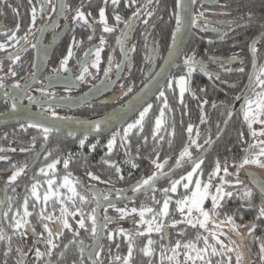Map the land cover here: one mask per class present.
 I'll use <instances>...</instances> for the list:
<instances>
[{
    "label": "flooded vegetation",
    "instance_id": "obj_1",
    "mask_svg": "<svg viewBox=\"0 0 264 264\" xmlns=\"http://www.w3.org/2000/svg\"><path fill=\"white\" fill-rule=\"evenodd\" d=\"M259 1L260 0H193V20H195V23H193L192 33L196 37V45L194 47L196 53L193 56L196 61L203 63L204 70L201 71L199 65H197L190 75H188L187 71L182 74L186 75L188 78L187 88L189 86V79L192 75L197 77L196 84L209 83L214 90L221 89L219 87L221 84L224 86L228 95L232 97V102L230 104L231 108L235 97L241 91L250 72L253 59L252 53L249 50L250 42L255 36L264 32L263 14L257 15L258 9H260L257 7V4H260L258 3ZM154 2L155 0H117V3L114 4L113 0H0V44L5 45L4 48L0 49V85H2L0 86V113L14 109L12 105L15 104L18 108L44 117H81L105 112L126 100L148 80L150 74L155 71L161 63H158L157 55L152 53V48H155L156 52H159L160 44L156 46V44L150 42L148 38V31L154 28L158 19L156 17V10H153ZM263 7L264 0L262 9ZM33 8L36 10V20L34 24L32 22ZM100 8H104L107 26L112 29L110 32L105 31V24L100 22ZM77 9L84 13L85 20L87 21L86 23L79 19L73 20V16L76 15ZM134 12H138L136 17H133ZM149 12H151L152 15H148L147 13ZM117 15L121 18L119 21L115 19ZM126 21L130 22V27L128 28L125 27ZM17 25H19L18 29ZM30 25L31 30L29 32ZM42 28L43 31H41ZM13 31H15L16 35L14 39L10 40L8 37L12 35ZM26 33H29L27 35V40L22 39ZM101 37L104 39L102 45L100 43ZM233 37H241V41L248 40V54H245L244 48L238 45H233V49L230 51L222 44L220 53L218 54L213 53L211 49L207 48L206 50V48H203L202 43L204 41L206 43L220 42L221 44L224 43V41H230ZM118 38H121L119 42ZM32 45H36V47H32ZM69 46H71L72 55L69 57L66 65L61 68L60 62L68 55ZM98 48L100 52L99 60L97 61L96 50ZM141 48L142 51H149L147 57L148 67L145 71V82L141 83V85L135 89V84L130 80V57L133 52L141 50ZM253 48L256 49V51L253 52L257 60L256 77L259 66L264 65V38L256 41ZM200 50L204 51L203 54H200ZM183 53L177 65L180 68L184 66L183 61L186 58L182 57ZM16 56H19V59L13 62ZM110 57L111 60L109 59ZM94 63L95 67L93 66ZM117 65H119V67H117ZM10 68L11 71H9ZM105 69H108L107 74H105ZM241 69L243 70L241 71ZM206 72L210 73L211 76L206 75ZM12 73H15V75ZM81 73H83L84 78L82 80L77 79ZM171 75L165 85L171 80ZM255 77L253 83L255 82ZM17 84H19L20 87H16ZM165 85L160 91H163ZM176 87L179 101H181L182 95L179 93L177 85ZM129 88H131V91H129ZM258 89L257 87L256 91H259ZM232 90H234V92H232ZM160 91L156 96L159 95ZM252 94L251 89L248 97H251ZM29 97L32 99L30 100ZM153 98L140 109L128 123L121 126L118 132L114 130L104 135V137H107L109 134H116L115 148L112 153H115L119 146L124 147L129 143L127 136L135 129H137L136 135L142 133L141 123V125L134 127L127 133L125 139L123 138L124 127L130 122L135 121L136 118L139 117V113L143 111L145 107L148 105L152 106ZM244 104L245 100L241 109L236 113L243 118ZM162 108H164V101L160 105V111ZM167 110L168 107L164 108L162 124L157 130H155V120L158 115L155 117L151 137L160 135L159 138L161 139L164 132L173 128L165 123V119L168 115ZM256 126L257 128L262 127L260 123ZM29 127H33V125L24 122L6 125L0 127V136L5 137L13 130H27ZM35 128L41 129L44 136L43 127ZM252 129L256 130L255 126L252 125L251 130ZM78 137L81 139L96 138L97 140L103 136ZM159 141L156 143L150 141L149 143L158 146L160 143ZM42 146L45 148L39 161L45 157L47 143H44ZM41 147L36 150L34 149V151L33 149H26L25 151L20 149L14 156L15 158H2L3 161L10 163L8 170H4L0 164V206L3 201L4 192H6L5 205L0 216V230H2L5 237L4 239H0V247L2 246L0 252H2L1 255L3 257L14 258V264H18V262L19 264H54L58 261L60 254L68 242L74 241L80 243L82 241L84 248L89 249L96 238V233L95 235L92 233L93 240L90 244H87V227L84 225V227H81L82 230H80L82 238H79V234L74 233V236L68 238L64 246L59 250L61 244L60 240L58 241L59 236H63L64 232L65 235L73 232L68 220L69 211H62L64 209L60 208V205L58 209L60 213L58 219L45 215H43V219L44 217H50V219H44L37 223L29 219L30 216H37L36 213L39 211V206L38 204L33 205L31 209H29L25 199L23 200L21 198V178H35V175L42 177L43 184H36L38 186L37 195L39 198H32L35 199L36 202L41 198L43 210L51 212L53 210V203L50 202L48 205L44 204L47 202L43 199V194L48 191L46 178L50 177L48 179H53L51 187L54 189L60 186L62 176H68L59 174L58 171L53 172L51 175L40 174L38 172L39 161L33 167L29 168V164ZM117 154L118 153H115V155ZM194 156H192V158ZM126 157L129 163L130 160L133 162V159H130V155ZM189 159V157H184L181 160V164ZM23 165H27L24 171L21 172L15 180L10 181L9 177L12 172ZM173 167L174 165L169 168L162 167L161 170L156 173V176L161 175V172H167ZM34 168L37 169L35 170ZM243 170L246 177L248 176V171H255L264 179L260 172L253 168L244 167ZM119 173L122 175V170ZM149 176L152 175L150 174ZM146 177L147 176L143 179H146ZM58 178H60L59 182ZM172 178L163 181H168L165 185L177 179ZM140 181L130 182L129 178L128 182L118 189H112V187L108 185H89V191L92 192L91 194L94 196L93 210L97 197L103 199L118 196L121 190H124L131 184L136 183L137 185ZM248 182L251 184L249 180ZM136 185L126 194L128 195L135 192L134 188H136ZM251 186L254 187L252 184ZM40 187L45 188L41 195L39 193ZM105 191H109V195L106 197L101 196ZM257 191L261 194L259 190ZM53 197L54 195L47 201H50ZM60 199L61 197H59V200ZM125 202L119 204H124ZM114 205L115 204L104 206L99 211L100 219H105L106 221L104 223V237L97 250L100 255L98 258L96 255L94 256V264L118 263L117 260L108 261L107 257L109 254L106 255L104 252L108 247L106 242L114 241L115 236H118V234L124 235V241L127 242V254L125 256H128L129 240L125 237L130 236V231L125 230L123 225H128L129 227L126 229L130 230V222L120 219V217L117 216V210L124 206L118 207ZM25 207H27V211L30 214L34 213L25 217L28 223L25 224L24 227L16 229L13 227L15 223L13 216H15L17 220V217L25 211ZM109 207H112V211L108 213L109 210L107 208ZM20 216L22 217V215ZM92 216H94V212ZM64 220L69 224L68 228L63 226ZM44 224H47L53 233L51 237H49L48 231L45 230ZM37 225H40V230ZM119 228L124 229L121 231ZM118 229L120 231H118ZM172 232L181 234L182 229L179 231L169 230L163 232L165 234V239L168 238V234H172ZM110 234L112 237L111 239L109 238ZM105 236H107L106 239ZM176 238L180 240L182 237L178 235ZM49 239L53 241V245L47 243ZM104 240L107 241L103 244ZM2 243L4 244L2 245ZM44 246L50 260L49 263L46 261ZM71 247H74L75 251L68 255L66 261L62 262L68 249L57 264H92L84 254L83 249L77 243L72 244L69 248ZM166 247H168V242H166ZM49 248H51V254H48ZM37 249L43 253L40 257L36 255ZM29 252L31 253L29 254Z\"/></svg>",
    "mask_w": 264,
    "mask_h": 264
},
{
    "label": "trees",
    "instance_id": "obj_2",
    "mask_svg": "<svg viewBox=\"0 0 264 264\" xmlns=\"http://www.w3.org/2000/svg\"><path fill=\"white\" fill-rule=\"evenodd\" d=\"M258 3L260 4H257V7L260 9H258L257 15L263 14L264 17V7L262 9L263 0H260ZM153 4V10H156V17L158 19L154 28H151V31H148V38L149 41L156 44V46L160 44L159 52H156V49L152 48V53L157 55L158 63H160L172 40L171 33L176 27L175 14L178 9L176 8V0H155ZM247 43L248 40L241 41V37H233L230 41H224V43L221 44L220 42L206 43L205 41L202 44L203 48H206V50L207 48L211 49V51L215 54L220 53L222 44H224L227 50L230 51L233 49V45L241 46L244 48V53L248 54ZM195 45L196 37L192 33L188 47L183 53L182 57L195 55ZM148 52L149 51H142L141 48V50L135 51L131 54L130 80H132L133 84H135V89L146 80L145 71L148 67ZM203 52L204 51L200 50V54H203ZM186 71L187 68L185 66L182 68L177 66L171 75V80L174 77L184 74ZM196 78L197 77L192 75V77L189 79L188 89L190 90H187L182 95L181 101H179V95L175 81L173 80V86L171 88L167 87V83L163 88L165 96L160 97L157 95L153 98V104L142 122V133L136 135L137 129L130 133V135L127 136L129 143L124 147L119 146L115 152L118 153L117 155H115V153H111L109 155L105 154L104 144L106 136L97 139L99 140V144L96 145L91 151L87 149V143L96 140V138H87V142L85 143L83 149H81L78 154L76 153L74 156H72L67 167L61 166V163L58 164L56 171H58L59 174L70 176L75 182L78 196H83L85 198L83 201L79 199L77 204H74L73 202L70 203L68 201H61L64 203V206L68 205L66 206L69 211L68 220L73 232H70V234L67 233L66 235L64 232L63 236H59L58 241L60 240L61 242L59 250L64 246V243L68 238L74 236V233L79 234V238H82L80 234V230L82 229L78 223L81 219H84V225L87 227V244H90L93 240V222L91 219H89V216L91 213L93 214L94 196L91 194L92 192L89 191V185H108L112 187V189H118L121 186H124L128 182L129 178L130 182L140 181L145 176L150 175L151 170L155 165L153 161L163 164V168H169L176 164V160L179 157L181 150L185 144H190V139H195L197 143L201 145L200 148H197L194 144L190 145L189 151L192 153V156H194L199 154L206 147V140H212L218 134L230 108L232 97L228 95L227 91L224 89V86L221 84L219 86L221 89L214 90L209 83L196 84ZM232 92H234V90H232ZM165 99L167 100L168 107V115L165 119V123L172 126L173 128L164 132L161 139L159 138L160 135L151 137L154 119L159 114L160 105L163 101H165ZM202 115L203 120L201 119ZM189 125H192L191 133L188 131ZM261 129L262 128H259V130L249 129L244 118L241 115L236 114L232 118L219 141L214 144V146L201 159L202 163L200 165V168H203V171L207 172L209 169L215 168L217 162H219L221 170L219 171L218 177L220 178V176H224L223 178L226 181H229L228 183L224 184L223 187L226 192H231L232 194L230 196L224 197L221 200L218 216L221 218L231 216L233 220L239 221L241 225L246 222L250 224H256V227L245 236L246 242L248 243L252 238L254 239L253 247L256 251V255L250 259L248 264H264V261L260 259L261 245L264 244V217L258 216L259 206L261 205L262 201H264V196H262L254 187H252L251 184H249L243 168L237 171L236 164L247 154L245 149H248L249 145L256 144L260 140L258 132L261 131ZM253 131L257 133L255 137L252 135ZM80 139V137L66 135L56 131H49L47 139H45L42 130L35 127H29L27 130H13L5 137L0 136V157H14L16 153L20 151V149H23L24 151L26 149H33L34 151V149L36 150L44 143H47L45 157L38 163V167H40L42 163H45L50 159H55L57 157L61 158L67 152L77 151L78 141ZM150 141L153 143L159 141L160 143L158 146H156L155 144L152 145L149 143ZM252 151H257V148L252 149ZM128 155H130V159H133V162L130 160V165L126 157ZM105 161L108 162L106 163ZM113 161L114 163L111 164ZM0 164L4 170L9 169L10 163L3 161V159H0ZM118 164L122 165V175L119 173V171H117L116 165ZM225 166L228 168L227 173L222 170ZM189 168H187V170ZM34 169L36 170L37 168ZM89 172L92 173V176L88 175ZM184 172L185 170L172 179L178 178ZM93 177H98V179H94ZM237 179H239L241 183L237 184L236 187L238 188H234L231 182ZM59 180L60 178H58V182ZM167 182L168 181L159 184L154 189L138 198L127 201L124 204H115L114 206L125 207L126 205L132 204L135 206L144 205L156 207L158 206L157 204H159L164 199L163 189ZM219 182L220 180H218V178L213 179V192L215 191V185ZM33 184L42 185V177L35 175V178H21V198L23 200L25 199L29 209H31L33 205L38 204L39 206V211L36 213L37 216H30L29 219L36 223L44 220L43 215L58 219L60 215L58 209L61 202L59 203L54 196L50 201H46L47 203H44L47 205L50 204V202L53 203V210L51 212L44 211L42 199L40 198L39 201L36 202V200L31 197ZM243 189H252L251 191H253V193L251 195V202L254 207H249L248 204H244L236 200V192ZM44 190V187H40V195ZM61 199H63V197H61ZM107 209L109 210L108 213L112 211V207ZM76 211L78 214H73ZM238 217H241L242 219L238 220ZM37 226L40 230V225ZM127 227L129 226L125 225V230L130 231V236L132 237L131 243L133 251L130 257L132 264H166V259L164 256L167 254V252H169V249L166 247L164 233H162L160 236V234H154L153 232H136V230L141 229L142 226L140 225L136 227V225H133V222L130 224V230L126 229ZM182 229L185 232L188 231L190 235L195 233L194 228L191 226L188 227V225L182 226ZM197 229L202 231L201 228L197 227ZM198 233L199 232L197 231L195 234ZM178 235L180 234L176 232H172V234L169 233V243H171ZM123 236L124 235L122 234H118V236H115V239L112 242L104 240L103 244L106 241V244H108L107 249L104 250L106 255L109 254L107 257L108 261H115L117 260V257L123 259V257L127 254V242L124 241ZM106 238L107 236H105V239ZM149 239L151 241L152 239L154 240V248L151 255H145L142 249L144 248L145 242ZM3 244L4 243H2V245ZM73 251H75L74 247L69 248L62 262L66 261L68 255L72 254ZM1 254L2 252H0V264H14V258L3 257Z\"/></svg>",
    "mask_w": 264,
    "mask_h": 264
},
{
    "label": "snow or ice",
    "instance_id": "obj_3",
    "mask_svg": "<svg viewBox=\"0 0 264 264\" xmlns=\"http://www.w3.org/2000/svg\"><path fill=\"white\" fill-rule=\"evenodd\" d=\"M113 3H117V0H113ZM181 0H176V8L180 9L181 8ZM55 10V9H54ZM148 15H152L151 12L147 13ZM138 15V12H134L133 13V17H136ZM99 18H100V22L105 24V31H112L111 28H109L107 26L106 23V19H105V11L104 8H100L99 10ZM175 18H176V27L172 30L171 33V38H172V43L169 44V51L170 54L175 53L177 50V42L180 39V33L182 30V21H181V15L180 12L177 11L175 14ZM81 20V21H85V23L87 22L85 20V15L83 12H81L79 9L76 10V15L73 16V20ZM115 19L117 21H119L121 18L119 15H117L115 17ZM36 20V10L35 8L32 9V22L33 24L35 23ZM193 23H195V20H193ZM125 27L128 28L130 27V22L126 21L125 22ZM19 28V25H17V29ZM31 30V25L29 26V32ZM41 31H43V28L41 29ZM29 33H26L25 36L22 39L27 40V35ZM15 31H13L12 35L9 36L8 38L14 39L15 38ZM262 38H264V34H262ZM121 38H118V42ZM101 45L104 43V39L103 37H101L100 40ZM4 44H0V49L4 48ZM32 47H36V45H32ZM250 50L252 52H255L256 49L251 47L250 45ZM99 52L100 49L98 48L96 50V56H97V61L99 60ZM72 55V51H71V46H69L68 49V55L64 57V59L61 60L60 65L61 68H63L69 57ZM19 59V56H16L13 59V62H15L16 60ZM111 60V57L109 58ZM254 66H255V61L253 62ZM184 66L187 68V73L188 75H190L196 68L197 65H199L200 70L203 71L204 70V65L202 62H198L195 60L193 55H188L184 61H183ZM95 67V63L93 65ZM117 67H119V65H117ZM243 69H241L242 71ZM9 71H11V68L9 69ZM108 69H105V74H107ZM13 75H15V73H12ZM206 75L211 76L210 73H205ZM84 75L83 73H81V75L79 77H77V79H83ZM173 80L175 81L176 85L179 87L180 93L181 95H183V93L186 90H190L188 89L186 86L188 84V78L186 75H180L179 77H174L172 80L168 81V87L171 88L173 86ZM249 81H250V85L249 87H251L252 89V97H248L245 96V104H244V108H243V115H244V120L247 122L249 129L252 128V124L253 123H260L261 125H264V65L259 66V71L258 74L255 77V82H252V75H249ZM2 86V85H0ZM16 87H20L19 84L16 85ZM147 87V85H146ZM259 88V91H256V88ZM129 91H131V88H129ZM244 91V90H242ZM160 97H164L165 93L164 91H160L159 93ZM29 99L31 100L32 98L29 97ZM13 108L16 107L15 104L12 105ZM167 107V100L165 99L164 101V108ZM151 108V105H148L147 107H145L143 109V111H141L139 113V118L132 124H128L126 128H124V133L125 135L127 134V132L132 129L133 127H136L138 125H141L144 117L146 116V114L149 112ZM164 108L161 109V114L160 116H157L156 118V126L157 128H159V126L162 123V116L164 114ZM229 116L232 115L231 110L228 111L227 113ZM201 119L203 120V115L201 117ZM225 123H227V121H225ZM33 127H39V125H33ZM96 127H99V124L96 125ZM50 131V129L48 128H44L43 132H44V138L47 139V134ZM188 131L191 133L192 132V125H189L188 127ZM260 135H264V132L259 133ZM116 134H114L115 136ZM252 135L255 137L257 135V133L255 131L252 132ZM114 139H110L108 141V147L111 150L112 145H113ZM206 144L211 143V140H206L205 141ZM80 144L83 145L84 144V140L80 141ZM196 145L197 148H200L201 145H199L197 143V141L195 139H190V144H185V146L183 147V149L181 150L179 157L176 160V164L174 165V167H179L181 164V160L184 157H189L190 159H192L194 167L192 168L191 171H189L186 176L181 177L179 180H174L171 183V188L170 191L175 192L177 185L181 183V181H188V183H184V188L188 189L189 195H185L181 200H178L177 203V207L178 210L181 212V215H184V209L187 208V216H185V222L195 226L196 224L199 225L200 228L205 229L206 231H209L207 228V224L209 222V220H212L213 223H215V220L213 219L214 217L218 216V207L220 205V201L226 197V196H230L232 193L231 192H226L224 190L223 185L228 183V181H226L223 177L220 178V183L215 185V192L212 193L209 191L210 187L212 186L210 181L212 180V177L215 175L216 172H219L221 170V166L219 164V162H217L216 167L214 169V172L209 173V182H202L201 179L199 177L195 178V180L193 181V173L197 172V170L200 168V165L202 163V160L199 159V157L196 158H192V153L189 151V147L190 145ZM254 148H258V151H252V149ZM245 152L247 153L244 157L241 158V160L236 164V169L237 171H239L240 169L244 168L246 165H257L260 168H264V140H260L258 141L256 144H252L249 145L248 149H245ZM0 159H2V157H0ZM106 163L108 161H105ZM57 161H53L50 164H47L45 167H42L39 171L44 173L46 171V169H54L55 165H56ZM153 163L156 165L157 169H161L163 167V164L157 163L156 161H153ZM65 167H67L68 165V160L65 159L64 161ZM27 167V165H23L19 168H17L15 171L12 172L11 176L9 177L10 181H13L17 178V176L24 171V168ZM225 173L228 172V168L225 166L222 169ZM117 171H119V169H117ZM171 172V169L169 170ZM161 175H165L164 173H160ZM89 176H92V173L89 172L88 173ZM156 177V173H153L152 176H149L146 179H143L142 181H140L137 185L136 188H134V191L138 190L139 188H141L142 186L145 185H151ZM94 179H98V177H93ZM194 182V187L193 188H189V183H193ZM48 185L51 186L53 184V181L51 179H49L47 181ZM236 184H240L241 181L239 179H237L235 181ZM64 186L69 187L70 191H73L74 194H76L74 192V189L71 188L70 182L68 180V177L66 176L64 178ZM36 188L37 185L33 184L32 185V194L35 196L37 195L36 193ZM165 193H167L169 191V189H164L163 190ZM260 192L262 194V196H264V184H260ZM54 194V193H52ZM251 191L248 190L245 192V197L248 199V205L249 207H254V205L251 202ZM211 197V201H212V207L211 209L206 210L204 207H202L204 200L207 197ZM39 198V197H37ZM49 199V195L46 194L44 196V200L47 201ZM80 199L83 201L85 198L83 196L80 197ZM154 199V198H153ZM168 206H169V198H165L164 203H163V207L160 211V213L158 215L160 216H166L168 215ZM195 209V211L199 214L197 217L193 218L192 213L193 210ZM62 211H66V210H62ZM95 210H93L94 212ZM117 211H119L122 215L126 214L124 209H118ZM136 209L133 208L132 212H135ZM152 209L151 208H142L140 210V217H141V223H147L148 228L147 231L151 232V231H161L162 227H163V223H156L155 218L152 221H145L144 218V213L145 212H151ZM7 215V214H5ZM24 217H27L29 215H31L28 211H27V207H25V211H24ZM258 216L259 217H264V201H262L261 205L259 206V211H258ZM44 219H50V217H44ZM89 219L92 220L93 222V226H92V233L93 235H95L96 233V220L94 216H89ZM107 219V217H106ZM13 220H15V223L13 225L14 228L16 229H20L22 227H24L25 224L28 223V221L26 219L24 220H16L15 216H13ZM227 223H230L232 225L233 230L237 229L238 227H241V225H237L231 216H228L226 219ZM80 227H84V219H81L79 222ZM175 223H177L176 221H173V224L175 225ZM224 223V221L221 222V224ZM63 226L65 228L69 227V224L67 223L66 220L63 221ZM217 228L220 227L219 224L216 225ZM256 227L255 223H251L247 226L248 231H252L253 228ZM44 228L45 230L48 231V235L49 237H51L53 235V233L51 232V230L49 229L47 224H44ZM123 231V230H121ZM223 234V233H221ZM209 235L211 236L212 240L215 241L216 243L220 244V250L218 251L217 248L215 247V244H209L208 242V237L205 236L203 237V242H204V247L203 248H199L197 247V245L192 242V241H188L185 242L182 246L184 249H186V251L184 252L185 255V264H187L188 261H192V264H196L197 261H202L203 264H211V262L209 260L205 259V256L208 255L209 253V249L211 250V255L215 256V255H222L224 254L225 251L227 252H232L234 251V249L232 248H227L222 241L219 240V236L217 234L216 231H209ZM4 234L2 232V230H0V239H4ZM109 238L111 239V234L109 235ZM126 239L129 240V246H128V256H125L123 258V264H129V259L132 255V237L131 236H126ZM201 237L199 235H197L196 240H200ZM47 243L49 245H53V241L51 239H49L47 241ZM80 243H83L82 241ZM153 243V241L149 240L148 241V245H146L142 251L144 252L145 255H151V248L149 247L151 244ZM65 247H67V245H65ZM181 247V242L177 241L175 248H173V256H169L168 259L169 261H174L177 253V249H179ZM261 257L260 259L262 261H264V244L261 245ZM194 253V255L192 254ZM48 254H51V248H49L48 250ZM36 255L37 257H40L41 255H43V253H41L39 251V249L36 250ZM97 256V258L99 257L100 253L97 252L95 254ZM117 260H120V257L116 258ZM163 259V256H162ZM240 261V256H237V264H239ZM19 264V262H18ZM218 264H220V262H218Z\"/></svg>",
    "mask_w": 264,
    "mask_h": 264
},
{
    "label": "water",
    "instance_id": "obj_4",
    "mask_svg": "<svg viewBox=\"0 0 264 264\" xmlns=\"http://www.w3.org/2000/svg\"><path fill=\"white\" fill-rule=\"evenodd\" d=\"M181 5L182 6L180 9H178V11L180 12L181 15L182 30L180 33V39L177 42L176 52L170 54L168 47L157 69L153 71L150 74L148 80L126 100L116 105L115 107L99 114L81 116V117H70V118L44 117L39 114L27 112L26 110L18 108L16 106L12 110H8L6 112L0 113V127L14 123L24 122V123H29L31 125H39V127L48 128L56 132L65 133L76 137L78 136L101 137L114 130L118 132L120 127L128 123L130 119L133 118L136 115V113H138V111L142 109L147 103H149L151 99L154 96H156V94L160 91V89L165 85L171 73L177 67L178 61L182 53L185 51V49L189 44L193 30V17H194L193 0H181ZM262 34H264V32L255 36V38L250 42L251 47H253L256 41L262 38ZM171 43L172 40L170 44ZM250 45H249V50H250ZM250 52L252 53L253 59H252L249 75L250 74L252 75L251 83H253L256 73L257 60L254 53L251 50ZM254 61H255V66L253 63ZM249 75L244 86L242 87L238 95L235 97L234 102L230 108L232 115L229 116L227 114L218 134L211 140V143H208L206 147L197 156H194L193 158L199 157V159L201 160L205 156V154L222 137L226 127L229 125L233 116L241 109L243 102L245 100L244 97L248 96L251 90V87H249L250 85ZM225 121H227V123H225ZM97 124H99L98 128L96 127ZM44 148L45 147L42 146L38 150L36 156L29 164V168L33 167L39 161L42 152L44 151ZM193 165L194 164L192 159H189L188 161L180 164L179 167L171 168V172L168 170L167 172L164 173L165 175L156 176L154 182L151 185H145L139 190L132 192L128 195L126 193L129 190H131L136 185V183L131 184L124 190H121L118 196L107 197L103 199L97 198L94 208L95 210L94 217L97 226L96 238L94 240V243L89 249H85L82 243L74 242V241L68 242L67 247L63 249L58 261L54 264H57L61 260L62 256L74 243H77L83 249L84 254L92 262V264H94L95 253L99 249L104 237V223L106 221L105 219H100V215H99L100 209L104 206L119 204L125 201H130L135 198H138L144 195L145 193L151 191L156 185L160 184L165 180L172 178L181 171ZM247 177L250 183L254 186V188L260 191V184H264V179L260 177L255 171H248ZM5 200H6V192H4L3 201L0 206V216L2 213V209L5 205ZM166 242H167V238H166ZM31 252H29V254ZM45 253H46V261L47 263H49L50 260L47 255L46 248H45Z\"/></svg>",
    "mask_w": 264,
    "mask_h": 264
},
{
    "label": "rangeland",
    "instance_id": "obj_5",
    "mask_svg": "<svg viewBox=\"0 0 264 264\" xmlns=\"http://www.w3.org/2000/svg\"><path fill=\"white\" fill-rule=\"evenodd\" d=\"M178 90H179V87H178ZM179 93H180V90H179ZM160 114H161V111L159 112L158 116H160ZM138 118H136V120ZM135 121H132L129 124H132ZM257 124H258V122L253 123L252 125L255 126L256 130H259V127L257 128V126H256ZM127 125L124 128H126ZM261 128H262L261 131L258 132V136L260 137V140H264V135H260L259 134L261 132H264V125H262ZM132 129H130L127 133H129ZM157 129L158 128L156 126V120H155V130H157ZM115 136H114V133H113V134H109L107 137H105L104 150H105V154L106 155H109V154H111L114 151L115 139H116ZM125 136L126 135L124 133V137H123L124 139H125ZM110 139H114V142H113L111 150L108 147V141ZM81 140H84V144L83 145L80 144ZM86 142H87V138L80 139L78 141V149H77V151H75V152H67L61 158L57 157L55 159H50V160L46 161L45 163H42V165H40V167L38 169V172L40 174H45V175L49 174V175H51L53 172H55L57 170V166H58L59 163H61V166L64 167L65 166V164H64L65 159H67L68 163H69V161L72 158V156H74V154H76V153L78 154V152L81 149H83V147H84ZM98 144H99V140H94L92 142H88L87 143V146H88L87 149L89 151H91ZM257 151H258V148H257ZM53 161H57L54 169H50V170L46 169V171L44 173L39 171L42 167H45L47 164H50ZM113 163H114V161L111 164H113ZM129 165H130V163H129ZM121 167H122V165H120V164L116 165V168L119 169V172L121 171ZM193 167H194V165L191 168H189L188 170L186 169L185 172L182 173L176 180H179L181 177L186 176V174L189 171H191ZM246 167L258 170L260 172V174L264 177V168H260L257 165H246ZM214 169L215 168H211L207 172H204L203 168H199L197 170V172L193 173V181L195 180V178L199 177L202 182H209V173L214 172ZM160 170L161 169H157L156 165H154V167L152 168L150 174L152 175L153 173H157ZM218 175H219V172H216L215 175L212 177V180L210 181L212 186L210 187L209 191L212 192V193L215 192V191L214 192L212 191L213 190V179L214 178H218V180H220V178L222 177V176H220V178H219ZM65 177L66 176H62L61 177L60 186H57V188L52 189V187L49 186L48 183H47L46 186L48 187V191H46L43 194V199H44V196L46 194H48L49 198L54 195L56 197V200L59 203L61 201H63V202H67L68 201L70 203L73 202L74 204H77L79 199H80V197L78 196L77 188L75 186V182H74L73 179H71L69 176H67L68 180L70 182L71 188L74 189V192L76 194H74L73 191H70L69 187L64 186V178ZM48 178H50V177H48ZM48 178H46L47 181L49 180ZM235 181L236 180H233L231 182L232 186L234 188H238V187H236L237 184L235 183ZM171 183L172 182H170L169 184L165 185L164 189H169V191L167 193L164 192V199L159 204H157L158 206H156V207L144 206V205L135 206V205H132V204L130 205L129 204V205H126L123 208H119V209H124L126 214L122 215L118 211V215L117 216H119L120 219H123V220H126V221L130 222V224L133 222V225H136V227L141 225L142 228L136 230V232H139V233L148 232V233H150L149 231H147V228H148L147 223H141L140 222L141 221V217H140L139 213H140V210L142 208H151L152 209L151 212H145L144 213V218L143 219L145 221H152L155 218L156 223H161V222L163 223V227H162L161 231H159V232L151 231L154 234L158 233L161 236V234L163 232H165V231H169V230L179 231V230L182 229V226H184V225H186V226L188 225V227L192 226L194 228V230H195V233L197 231L200 233V234L199 233L198 234L193 233V235H190V233L187 230H186L187 232H185L182 229V233L180 234L182 236V238L180 240L178 238H176L171 243H169V237H168L167 238V242H168V247L167 248L169 249V252H167V254L164 256L165 259H166L165 260L166 264H185L184 252L186 251V249H184L182 245L185 242L192 241V242H194L197 245V247L203 248L205 246L204 242H203V237H205V236L208 237L209 244H215V247L219 251L220 250V244L216 243L215 241L212 240L211 236L209 235V231H216L218 236H219V240L222 241L223 244L227 248H232V249H234V251H232V252L225 251L224 254H222V255L213 256V255H211V250L209 249L208 255L205 256L206 260H209L211 262V264H218V262H220V264H237V256H240L239 264H248L250 259H252L254 257V255H256L255 248L253 247L254 246V239L252 238L250 240V242L248 243V242H246V237H245L250 232V231H248V228H247V226L250 223L246 222V223L241 225L239 221L233 220L237 225H241V227H238L237 229L233 230L232 225L230 223L226 222L227 217H225V218L222 217L221 218L219 216H216V217L213 218L215 220V223H213L212 220H209V222L207 224V228H208L209 231H206L205 229H202V228H201L202 231H199L197 229V227L200 228L198 224H196L195 226L190 225V224H186L185 216H187V214H188L187 213V208L184 209V215H181V212L178 210L177 203H176L178 200H181L185 195H189L188 189H185L184 186H183L184 183H188V181H186V180L181 181V183L177 185V188H176L175 192L170 191ZM193 187H194V182L193 183H189V188H193ZM60 188H62V189H60ZM63 190H64V192H63ZM248 190L251 191V189H243L241 191L236 192V194H235L236 200H238L239 202H242L244 204H248V199L245 197V192L248 191ZM37 192H38V189L36 188V193ZM52 193H54V194H52ZM109 193H110L109 191H105V192H103V194L101 196H105L106 197L107 195H109ZM252 193H253V191H251V194ZM31 197L37 198L38 195L34 196L32 194ZM59 197H63V199L59 200L58 199ZM97 198H99V197H97ZM165 198H169L168 215L160 216L158 214L160 213V211H161V209L163 207V203H164ZM63 202L60 203V208H62L64 210H68V208L66 207L68 205L64 206ZM220 204H221V201H220ZM202 207H204L206 210L211 209L212 201H211V197L210 196L207 197L204 200V203H203ZM219 207H220V205H219ZM219 207H218L217 211L219 210ZM133 208L136 209L135 212H132ZM23 214H24V212H22L20 214V215H22V217L20 215L17 217V220H21V219L24 220L25 217H24ZM73 214H78V213L76 211ZM90 215L92 216V213ZM198 215L199 214L194 209L193 213H192L193 218L197 217ZM241 219H242L241 217H238V220H241ZM173 221H176L177 223H175V225H174ZM222 221H224V223L221 224ZM134 223H137V224H134ZM217 224L220 225L219 228L216 227ZM108 226H110V225H108ZM111 226H112V224H111ZM123 226L125 228V225H123ZM124 228H119V229L123 230ZM119 229H118V231H120ZM221 233H223V234H221ZM197 235H199L201 237L200 240H196ZM149 240H147L145 242L144 247L146 245H148V241ZM152 241H153V243L149 246L151 248V253H152V250L154 248V246H153L154 240L152 239ZM177 241L181 242V247L179 249H177V253L178 254L175 257V260L174 261H169L168 257L169 256H173V251L172 250H173V248H175ZM192 254L194 255V253H192ZM117 264H123V260H119ZM129 264H132L130 259H129ZM187 264H192V261H188ZM196 264H203V262L202 261H197Z\"/></svg>",
    "mask_w": 264,
    "mask_h": 264
}]
</instances>
